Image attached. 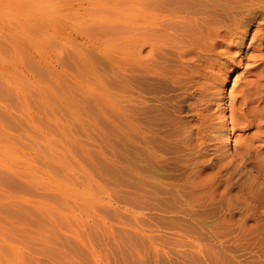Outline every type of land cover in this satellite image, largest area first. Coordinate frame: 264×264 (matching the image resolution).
Here are the masks:
<instances>
[{"label":"rangeland","instance_id":"obj_1","mask_svg":"<svg viewBox=\"0 0 264 264\" xmlns=\"http://www.w3.org/2000/svg\"><path fill=\"white\" fill-rule=\"evenodd\" d=\"M136 1L0 0V264L22 257L65 263L73 253L89 256L80 243L90 239L108 264H166L176 250L188 253L171 234L176 228L134 213L129 31ZM115 25L124 30L108 32ZM262 61L228 63L233 70L221 89L227 101ZM75 117L89 125L78 128ZM236 134L222 150L234 149ZM152 144L157 154L174 151ZM146 235L166 240L158 255Z\"/></svg>","mask_w":264,"mask_h":264},{"label":"bare ground","instance_id":"obj_2","mask_svg":"<svg viewBox=\"0 0 264 264\" xmlns=\"http://www.w3.org/2000/svg\"><path fill=\"white\" fill-rule=\"evenodd\" d=\"M130 29L135 216L176 228L171 234L188 255L178 248L166 264H264V67L254 64L253 78L228 101L221 90L233 70L228 63L264 60V0H137ZM236 132L234 149L222 150ZM152 143L174 151L157 154ZM146 236L158 255L166 240ZM206 243L218 252L206 253ZM80 244L90 255L71 251L66 264H108L93 239ZM60 258L55 264H65ZM25 261L43 264L40 257Z\"/></svg>","mask_w":264,"mask_h":264}]
</instances>
